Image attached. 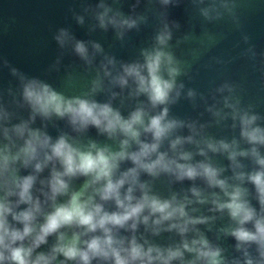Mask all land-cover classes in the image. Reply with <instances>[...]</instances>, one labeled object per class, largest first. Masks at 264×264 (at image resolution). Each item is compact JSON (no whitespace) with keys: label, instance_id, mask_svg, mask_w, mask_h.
Listing matches in <instances>:
<instances>
[{"label":"clouds","instance_id":"1","mask_svg":"<svg viewBox=\"0 0 264 264\" xmlns=\"http://www.w3.org/2000/svg\"><path fill=\"white\" fill-rule=\"evenodd\" d=\"M183 2L135 0L127 13L120 0L70 6L89 38L57 27L45 75L63 71L68 87L82 68L89 79L77 94L0 56L12 78L0 86V264H264V114L232 81L207 93L187 86L190 66L172 42L190 34L174 36L181 25L168 11ZM189 2L206 23L229 22L239 56L264 72L240 0ZM152 21L132 59L91 38L111 32L125 47ZM181 101L196 115L175 114Z\"/></svg>","mask_w":264,"mask_h":264},{"label":"water","instance_id":"2","mask_svg":"<svg viewBox=\"0 0 264 264\" xmlns=\"http://www.w3.org/2000/svg\"><path fill=\"white\" fill-rule=\"evenodd\" d=\"M79 2L80 0H0V56L6 57L14 66L30 75H39L48 79L66 94L73 95L83 90L89 76L78 66L72 69L77 75V80L72 86H64L63 71L45 75L47 66L57 54V46L52 40V32L57 27L71 24L77 38H89L86 29L76 26L67 13L70 6L79 8ZM88 2L95 3V0ZM134 2L135 0H120L117 6L122 7L127 13ZM144 6V3H141L138 11L143 10ZM152 7L156 8L158 5L154 3ZM168 11L170 19L181 25L174 36L181 37L185 32L190 34V39L179 47L175 44V38L172 42L176 56L190 66L193 79L187 81L182 78L185 79L187 86L207 93L210 88L216 87L225 80L232 81L243 89L241 93L243 102L256 105L257 111L264 114V72L261 71L258 61L254 66L253 62L239 56L241 48L244 47L242 44L236 47L240 40L239 32L227 21L206 23L188 0H184L177 7H169ZM240 11L245 30L251 36L252 43L257 46L258 51H264V0H240ZM153 25L154 21L143 27L139 33H131L129 43L125 47L120 46L111 32L97 31L91 38L98 40L106 51L113 52L118 58L128 60L137 55L140 47L150 42ZM205 33L215 35L217 43L213 44ZM214 57H221L231 62L216 64ZM73 61L79 65V61L73 57H66L64 62L67 64ZM10 80L12 78L7 69L0 71V86L6 87ZM173 112L180 116L196 115L186 101L176 105ZM50 131L55 135L54 130L50 129ZM210 131L217 135L226 134L217 128ZM89 135L96 138L95 129H91ZM99 139L104 138L99 137ZM156 187L166 194L164 184L158 182ZM232 243L231 240L225 242L226 245Z\"/></svg>","mask_w":264,"mask_h":264}]
</instances>
